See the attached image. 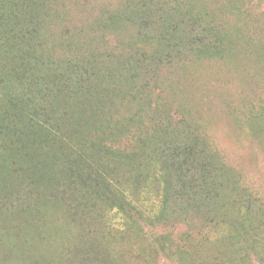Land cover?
Wrapping results in <instances>:
<instances>
[{
  "label": "rangeland",
  "instance_id": "374dc122",
  "mask_svg": "<svg viewBox=\"0 0 264 264\" xmlns=\"http://www.w3.org/2000/svg\"><path fill=\"white\" fill-rule=\"evenodd\" d=\"M59 1L62 10L48 38L59 45L70 33L76 34L73 46L89 42L96 54L115 52L118 62L135 55L124 73L129 76L128 68L134 65L139 82L119 79L126 84L121 92L125 98L117 101L121 114L113 122L121 116V127L130 132L132 117L155 118L150 121L157 127L155 138L141 151V159L155 157L178 135L183 142L196 137L194 162L182 165L193 184L189 193L179 191V173L156 159L154 167L163 168L164 178L151 179L152 189L147 187L141 197L144 214L134 212L129 218L96 196L84 198L78 184L73 193L69 182H59V199L52 205L33 211L26 220L10 213V220L0 222V264H264V0H185L209 14L193 31L211 23L217 48L207 50L203 39L191 38L196 41L191 51L177 54L162 30L155 31L152 37L162 58L154 61V74L139 63L143 23L138 7L128 12L121 26L109 24V29L94 23L103 6L121 7L126 0ZM56 51L62 53L58 47ZM141 84L149 87L146 100L135 98V86ZM92 100L82 116L88 127L96 121V116L92 122L87 119L96 112ZM149 101L157 116L150 112ZM82 128L75 126L77 131ZM89 133L83 130L78 137L86 145ZM205 145L208 153H201ZM136 147L139 151L138 143ZM134 166L102 163L117 184L125 172L131 173L124 177L131 184ZM13 201L16 204L15 196ZM37 213H43L42 228L28 227ZM12 221L15 234L9 227ZM160 235H169L170 249H160Z\"/></svg>",
  "mask_w": 264,
  "mask_h": 264
},
{
  "label": "trees",
  "instance_id": "16d2710c",
  "mask_svg": "<svg viewBox=\"0 0 264 264\" xmlns=\"http://www.w3.org/2000/svg\"><path fill=\"white\" fill-rule=\"evenodd\" d=\"M60 3L59 0H0V222L10 220V213L17 219L22 215L26 220L33 211L52 205L59 199V182H69L68 191L73 193L78 184L84 198L96 196L94 198L107 202L119 216L131 218L132 213L139 212L142 217V194L149 191L147 187L152 189V178H164L163 168L154 167L156 159L162 160L167 169L179 173L177 189L189 193L192 176L189 180L182 165L188 160L194 162L198 139L196 144V137L183 142L178 135L173 142H166L167 146H163L165 149L160 153L155 152V157L141 159V151L155 138L157 127L150 122L155 118L143 117L140 121L132 117L134 128L130 132L121 127V116L113 122V118L121 114L117 101L125 98L121 93L124 84H120L119 79L127 77L139 82V71L138 68L133 71L134 65L128 68L129 76L124 73L126 63L136 60L135 55L129 54L126 60L118 62L115 52L96 54L89 42L73 46L77 35L71 33L69 40L62 39L55 45L47 34H54L52 25L62 10ZM136 7L139 22L143 23L139 29V42H142L139 63L143 62L142 70L148 74L155 73L154 61L162 58L152 37L160 29L163 39L174 44L177 54L184 49L191 51L192 41L196 42L191 38L203 39L207 50L217 48V35L213 37L216 30L211 23L193 31L209 14L199 12L194 4H186L185 0H126L121 7L107 4L94 23L118 28L129 18L128 12ZM56 47L62 53H58ZM142 79L147 81L146 77ZM147 92L148 84L135 86V98L146 100ZM89 99H93L96 110L91 118L87 117L92 122L96 116L91 127L86 126L82 117L91 106ZM152 104L148 102L149 106ZM150 108L156 115L155 107ZM76 125L83 128L77 131ZM88 129L90 141L86 145L78 137ZM206 145L199 149L201 153H208ZM62 151L64 156L58 157ZM107 162L137 164L132 169L131 181L136 187L125 183L124 177H128L129 172L123 174L122 180L120 177L118 184L113 183L112 172L102 167V163ZM26 189L30 191L22 194ZM21 199L25 202H20ZM40 215L43 213H37L28 227L37 224L42 228L45 221ZM35 218L37 222H33ZM9 227L15 234L13 221ZM168 236L158 237L157 244L162 243L159 247L163 251L171 248V244L167 245Z\"/></svg>",
  "mask_w": 264,
  "mask_h": 264
}]
</instances>
